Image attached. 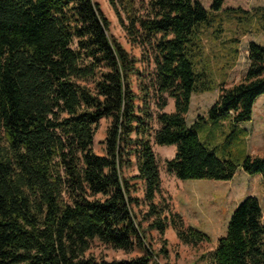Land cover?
<instances>
[{
  "label": "trees",
  "instance_id": "obj_1",
  "mask_svg": "<svg viewBox=\"0 0 264 264\" xmlns=\"http://www.w3.org/2000/svg\"><path fill=\"white\" fill-rule=\"evenodd\" d=\"M109 2L125 30L152 48L148 90L162 99L160 110L167 106L165 95L173 98L174 111H160L154 129L149 94L140 106L131 82L137 59L110 34L98 1L0 0V264H171L160 261L169 257L164 236L170 225L182 240L207 238L186 228L180 214L170 221L156 202L162 177L153 138L176 146L166 165L180 179L231 180L241 166L264 180V153L236 164L207 147L196 129L199 122L226 116L236 125L253 119L264 95V45L248 43L247 72L227 87L212 76L205 41L223 33L222 19L213 23L219 14H252L223 10L225 0H212L211 11L200 0ZM259 12L264 19V9ZM218 85L220 95L207 115L189 124L193 95ZM103 118L110 123L99 154L94 143ZM133 156L148 203L144 218H152L149 229L164 238L160 252L152 249L133 208L137 198L123 172ZM263 220L258 196L241 200L210 264H264ZM94 239L143 254L87 256Z\"/></svg>",
  "mask_w": 264,
  "mask_h": 264
},
{
  "label": "rangeland",
  "instance_id": "obj_2",
  "mask_svg": "<svg viewBox=\"0 0 264 264\" xmlns=\"http://www.w3.org/2000/svg\"><path fill=\"white\" fill-rule=\"evenodd\" d=\"M109 18L110 34L119 40L137 59L138 71L132 75L133 89L139 96L137 103L143 105V96L149 94L152 111L154 113L153 127L157 129L159 122L157 114L160 111H174V99L167 97V106L159 108L162 102L160 97L154 94L150 88L152 74L155 69L153 50L148 44L136 40L134 34H130L121 25L119 18L109 0H96ZM147 1V0H145ZM206 9L210 10L212 0H200ZM242 8L251 13L249 19L241 12L228 15L225 12L215 17L222 19L223 33L218 39L206 41L208 62L212 76L218 84L224 83L227 87L243 80L250 60L248 58V43L252 40L264 45V19H260L259 9H264V0H225L223 10L227 8ZM259 12V13H258ZM215 26L210 27L211 32ZM212 37V36H211ZM236 49V50H234ZM220 95L218 88L208 92L195 93L186 118L192 124L198 115H207L210 106ZM110 119L103 118L95 135L94 150L103 154L105 152V136ZM196 129L202 142L214 150L220 158L229 159L240 164L249 155H262L264 153V95L258 97L254 106L253 119L241 124H234L229 116L219 122H199ZM153 148L157 154L160 173L162 177V194L157 195L156 202L164 206L165 214L174 220L173 214H180L186 228L192 226L207 233L208 237L200 241H185L178 237L174 230L167 231L164 238L167 239V249L172 264H210L211 253L217 244V239L226 233L227 224L233 210L248 195H256L260 198L264 211V180L262 175H251L238 166L235 176L231 180L213 179H187L178 178L167 169V160L173 158L176 153L175 145H158L152 139ZM133 164L123 170L124 176L132 184V195L137 198L133 203L138 220L143 221L147 229L148 242L155 252H160L163 245V236L156 229H149L152 218H144L148 210V203L144 197V183L136 178L138 173L136 159L133 156ZM176 221H180L175 217ZM264 221V220H263ZM143 254L141 250L126 251L116 249L99 239L91 242L87 256L97 259H124ZM172 257V259H171ZM161 262H165L160 258Z\"/></svg>",
  "mask_w": 264,
  "mask_h": 264
},
{
  "label": "crops",
  "instance_id": "obj_3",
  "mask_svg": "<svg viewBox=\"0 0 264 264\" xmlns=\"http://www.w3.org/2000/svg\"><path fill=\"white\" fill-rule=\"evenodd\" d=\"M191 103H192V102H191ZM190 108H191V106H190ZM189 111H190V110H189ZM168 112H172V110H171V111H168ZM188 113H189V112H188ZM188 113H187V114H188ZM169 229H170V230H174V227H173L172 225H170V226L167 228L166 232L169 231ZM161 257L163 258L164 261L168 260V261H170V263L172 262V260L169 259V258H170V254H169V257H168V258H164L163 255H162ZM171 259H172V257H171ZM171 264H172V263H171Z\"/></svg>",
  "mask_w": 264,
  "mask_h": 264
}]
</instances>
